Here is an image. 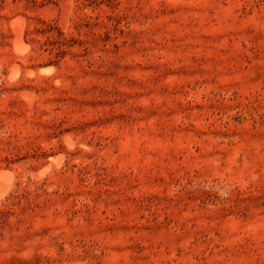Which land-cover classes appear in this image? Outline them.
<instances>
[{"label": "rangeland", "instance_id": "obj_1", "mask_svg": "<svg viewBox=\"0 0 264 264\" xmlns=\"http://www.w3.org/2000/svg\"><path fill=\"white\" fill-rule=\"evenodd\" d=\"M0 170V264H264V0H0Z\"/></svg>", "mask_w": 264, "mask_h": 264}, {"label": "bare ground", "instance_id": "obj_2", "mask_svg": "<svg viewBox=\"0 0 264 264\" xmlns=\"http://www.w3.org/2000/svg\"><path fill=\"white\" fill-rule=\"evenodd\" d=\"M10 25H11L12 30L14 32V38H13V42H12L14 45V50L17 52H22L27 48V46L24 44L25 42H23V38H22L24 23L21 20H15V21H12ZM47 70H48L47 68H44L41 71L46 72ZM17 71H19V68L17 70L16 67H12L10 74H9V77L15 78L17 76ZM28 74H31V72L29 71ZM58 159H60V158L56 157V160H58ZM53 160H54V158H53ZM48 168H49V166L47 165L46 167H44L40 171L39 174H44L48 170ZM12 180H13V173L10 170H0V199H2L3 197H5L7 195L8 191L10 190V188L12 186Z\"/></svg>", "mask_w": 264, "mask_h": 264}]
</instances>
